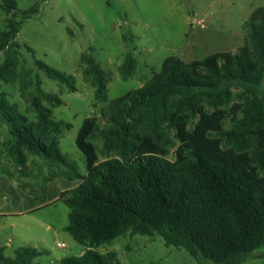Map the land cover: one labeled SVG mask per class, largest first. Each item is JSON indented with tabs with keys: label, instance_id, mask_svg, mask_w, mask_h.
Returning a JSON list of instances; mask_svg holds the SVG:
<instances>
[{
	"label": "trees",
	"instance_id": "16d2710c",
	"mask_svg": "<svg viewBox=\"0 0 264 264\" xmlns=\"http://www.w3.org/2000/svg\"><path fill=\"white\" fill-rule=\"evenodd\" d=\"M1 3L8 11L17 9L15 0ZM245 29V44L236 52L191 63L169 57L141 88L106 104L104 123L84 121L76 144L86 157L87 175L60 200L70 208L67 231L87 249L59 264H110L115 253L95 247L129 230L159 234L166 245L184 247L195 260L214 264H242L264 247V8L251 15ZM21 47L8 32L1 35L0 53L11 58ZM82 60L96 95L104 96L106 71L92 55ZM36 64L48 78L77 89L72 75L40 60ZM125 66L123 79L133 72L131 57ZM233 82L250 93V102L225 127L215 116L236 97ZM63 103L38 88L31 106L47 119L52 111L46 104ZM0 112L15 138L9 152L17 165L25 167L30 153L74 167L58 142L34 133L3 93ZM146 115L155 118L152 124L145 122ZM176 143L170 159L169 147ZM38 256L36 248L21 247L10 258L0 247V264H39L33 262Z\"/></svg>",
	"mask_w": 264,
	"mask_h": 264
},
{
	"label": "rangeland",
	"instance_id": "374dc122",
	"mask_svg": "<svg viewBox=\"0 0 264 264\" xmlns=\"http://www.w3.org/2000/svg\"><path fill=\"white\" fill-rule=\"evenodd\" d=\"M15 1L16 10L8 11L3 3L0 5V37L8 32L22 47L15 48L11 58L6 52L0 53V93L28 118L34 133L58 142L73 162V168H66L74 177L87 175L88 171L85 155L76 144L87 118L104 123L106 104L141 88L161 72L169 57L191 63L217 52H236L245 44V22L257 9L264 8V0ZM90 55L107 73V90L101 97L84 74L87 65L82 57ZM128 57L132 58L133 72L123 79ZM36 60L72 75L77 89L71 91L48 78ZM230 87L236 97L215 116L225 127H230L234 115L240 114V106L250 102V93L243 85L233 82ZM38 88L60 96L64 102L58 107L46 104L52 111L47 119L39 118L31 106ZM154 120L151 115L145 116L147 124ZM14 141L0 112V200L4 195L11 196L13 188L19 192L31 188L30 195L38 197L40 203L48 202L57 193L47 177L49 172L58 173L51 164L63 165L28 153L27 166H19L9 152ZM177 147L178 143L169 147L170 159ZM69 212L70 208L59 199L24 217H11L16 225L13 236L9 233L12 240L4 255L14 257L22 246L40 252L33 260L39 264H59L57 257L82 255L87 247L66 229ZM1 241L7 243L3 236ZM95 250L115 253L110 264H214L195 260L184 247L166 245L159 234L141 235L131 230ZM261 253L264 247L242 264H264V257L258 256Z\"/></svg>",
	"mask_w": 264,
	"mask_h": 264
},
{
	"label": "crops",
	"instance_id": "0c3cea01",
	"mask_svg": "<svg viewBox=\"0 0 264 264\" xmlns=\"http://www.w3.org/2000/svg\"><path fill=\"white\" fill-rule=\"evenodd\" d=\"M84 163L86 164L85 157H84ZM45 165L46 168H48V164ZM51 165L54 166L52 167L49 166V168L50 167L52 169L54 168L55 169L54 171H57L58 173H50L48 171L50 174L48 173L47 177H49L52 184H55L54 186L55 189L57 190V193L53 195V197H51V199L48 202L44 201L43 203H40L38 197L30 195L28 193V190H30L31 188L25 191L21 190V192L13 188L10 194L11 196H7L8 194L4 195L3 197L4 200L2 201L0 200V247L4 249V253L7 250V247L10 245L12 240L11 238L8 237L11 235L13 236V228L16 225L10 220L11 217H24L26 214H30L32 212L43 209L46 206L50 205L51 203L58 201L64 192L73 190L81 183L80 177L77 176L74 177L73 173L68 171L66 167L64 166L56 167L55 164H51ZM51 174L53 176H51ZM56 174L59 175L58 178H56L57 176ZM44 175L45 174L43 173V176ZM9 233H11V235H9ZM2 236L5 241L7 240V243L1 241ZM84 251L85 250H83L82 253H84ZM58 259L60 261L62 258L57 257L56 260Z\"/></svg>",
	"mask_w": 264,
	"mask_h": 264
},
{
	"label": "built area",
	"instance_id": "2783aa9c",
	"mask_svg": "<svg viewBox=\"0 0 264 264\" xmlns=\"http://www.w3.org/2000/svg\"><path fill=\"white\" fill-rule=\"evenodd\" d=\"M59 246H64V244H60V243H59Z\"/></svg>",
	"mask_w": 264,
	"mask_h": 264
}]
</instances>
